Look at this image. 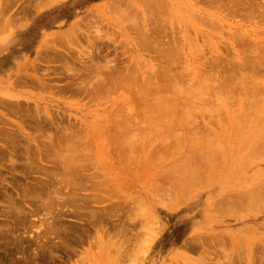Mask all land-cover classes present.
<instances>
[{"label": "rangeland", "instance_id": "obj_1", "mask_svg": "<svg viewBox=\"0 0 264 264\" xmlns=\"http://www.w3.org/2000/svg\"><path fill=\"white\" fill-rule=\"evenodd\" d=\"M1 1H3V4ZM1 1H0V5H1L0 9H2V5H4L6 0H1ZM12 1L16 2V0H7V3H9V2H11V3L10 4L6 3L7 5L6 4L4 5L5 9L3 6V9L6 12H7L6 9L10 8V10L8 9L7 13L4 11H3L4 13L2 11H0V32H1L0 33V92H1L0 96H3V94H4V97L10 96L9 98H11L12 100L24 101V102H26L25 104L29 103V105H32V107L37 106L39 109L42 108L43 109V110L41 109L42 111H44L45 109L49 110L50 112H52L53 114L55 113L59 117H62V116H60L62 114L63 117L65 118V121H64V118H62V120H63L61 122L62 124L65 122L66 125H71L74 129L73 132H76L75 128L77 127V131L79 132L78 134H80V135L77 136L76 135L77 132H76L75 136H76V138L79 137L80 142H79V140H77L78 138L76 140L79 142V144L81 143V145H82L81 149L85 150L86 146H87L86 149H88L86 151L83 150L84 152H80L79 150L78 151L80 152L81 155L82 154L84 155V153H86V155H84V156H87V151H88V156L85 159H87V161H86V162H88L87 164H90L89 168L90 167H91V169L93 168L92 170H90V173L93 172V174H95L97 176L96 181L102 182V185L99 188V189H101V188L102 189H101V191L100 190H98V191L104 195L105 201L102 202L101 204H96V205H94L95 207L94 206L93 207L94 208H98V207L102 208V206H106L108 209L113 208V210L109 209V211L114 213V214H111V212H110V214L112 215V218L110 217L111 215H109V219H110L109 225H111V223H112V224H114L113 226H116L115 224H117V226H118L119 222L121 224H123L121 221L118 222V218H120L122 221L127 220L125 218L124 214L126 215V212H127L126 210L129 209V207H130V206L128 207L129 204L130 205L131 204L133 205V203L135 204L133 199L135 196L137 198V195L139 196V201L138 200L136 201V199H135V201H136V203L137 202L141 203V204L140 203L137 204L138 206L135 204L133 207V209L134 208L136 209L137 213L140 211V213H138L139 216L137 217V215H136L137 219L141 220L140 218H145V215L150 210L151 215L156 216V218H158L160 220V223L162 225V231H161L159 237L157 238V240L154 242V244L150 248L146 257L143 259L141 264H188V263H191V264H200V263L201 264H207L209 262L208 261L209 259H206L207 260V262H206V260L198 257L199 253L197 255V252H195V250L191 251L193 249V248H191V246L194 247L193 243L189 244L190 246H188V247H187V245H185L186 244L185 240L187 241L188 239H190L192 236H195V235L197 238V237H199V235H202V234H204V235H203V238H201V239H204V236L206 237L208 235H210V236L216 235V236H222L223 238L224 237L227 238V240L226 239L225 240H226V245L229 249L228 256H229V259H231V260L233 259L232 262H234V264H264L263 263L264 262V260H263L264 259L263 258L264 257V208L259 210V208L255 207L256 209H255V211H253L254 208L252 207L253 210L251 211V207L247 208V206H246V207H243V208H245L244 210H242V208H241L240 212H236V211L232 212V211H226V208H228L227 206L225 208L226 204L225 205L222 204L223 208H221L222 207L221 204L219 205L218 203H215L222 196H226V195L229 196L233 193L235 194V192L238 190L239 191L241 190L242 192H245V190H246V192H247V190L249 189L251 191V189L253 187L258 185V182L260 180H263V178H264V156H260V159L258 158V160L256 158V160L258 162H256L254 164V166L253 165L251 166V165H249L250 163H248L245 166L246 168L245 167L242 168L241 166L245 165L246 161H248L247 158H244V159H246V161L241 160L240 162L235 163V160L237 159L236 158L231 163H228V164H230L229 168H224L222 163L225 159L219 165L218 162H220L221 159H223V158H221L222 156H220L221 159H218L220 154H218L217 156L214 155L215 157H218V158L215 159L214 165L212 164L214 167H212V169L209 170L211 172H209L208 170H203L204 169L203 167L204 166L206 167L205 162H204V158L201 159L200 157H198V155L196 153L194 154V155H197L195 158H194L193 154L191 155V153H192L191 150H194V149L197 150L196 148H198L199 150L201 149L200 146L198 145V143H200V141L203 142V146H205V148L209 147V145L211 144V141L212 142L214 141L213 143H215V145L217 144L219 146H221V145L223 146L225 143V144L231 145V147L234 148L235 145L237 147L238 141L241 140L239 142L240 143L239 145L242 146L243 144H241L242 143L241 138H243V137L242 136L240 137V135H243V133H244L243 129H245L244 127H246L248 125V123H250L251 127L247 126V131H249V129L253 130V129H256L263 122V120L258 121V119H257L258 118V111H259L258 107H255L254 110H252L253 107L249 106L250 99L247 96H246L247 97V99H246V97L244 98L243 95L242 96L238 95V97L237 96L235 97L233 95V98L235 97L237 100V101L235 100V102H233V104H235V105L229 104L231 102L230 101L231 100L230 98L232 96L231 94H229V95H231L229 98L225 95L223 97H221L222 93H220L218 95H216V93H214L215 96L213 99L212 98L213 97L212 90L210 89V87L208 85L210 83L204 82L203 80H201V76H202L201 74L202 73L199 72L202 69H204V72H206V71L208 72L210 69L208 67V64L210 62H212L211 61L212 59H215L214 57H216L222 63L220 65L221 67L225 68V67H228V65H230V67H231V63H235V61H237L234 51H237L238 53L240 51H242V52L245 51L247 55H250V57L252 55L256 54L259 56V58L260 57L263 58L262 60L264 61V21H263L264 17L261 16L260 19H258L260 14H262L264 16V14H263L264 12L261 13V11H263V10H261V9H263L262 3L260 5L261 7L259 8L257 5H255L257 0H253L255 2V4H254V2L249 3L252 0H250V1L245 0L248 5L251 4V6H253V7L255 5L259 8V10H261V11H259L260 13L256 11L257 12V14H256L255 10H254V9H256V7H254V9H252V7L249 6L248 7L249 9H248L247 4H245V2H244V5L246 6V9L244 8L245 6H243V8H242V6H240L243 4L244 0H240V1L238 0V2H239L238 7L239 6L240 7L238 8L239 10L236 12H235L236 9H234L235 6H233V7L231 6L233 4L232 2H234L235 0L234 1L233 0L232 1L231 0H226V1L222 0V2H225L226 5L224 3H221V2H219V4L217 3L218 4L217 5L216 0H214L215 2L213 1L215 4H212V5L208 4L207 0H206L207 3L206 2L202 3L203 0H201V2H199L200 0L199 1L198 0H159L160 2L158 3V5H156L157 2L154 0H149V2H148V0H145L147 2V3L145 2V5H147L146 7L143 4L144 0L142 3L140 2L141 0L140 1L138 0L139 4H138V2H136V0H132L131 1L132 6H130V8H127L128 4L122 5V4H124L125 0H53V1L49 0L50 2L48 0H46V1L43 0L45 2H43L42 0L41 1L40 0H31V1L29 0L31 3L27 0H19L16 3L15 2L12 3ZM22 1L23 2L25 1L24 5L25 6L27 5L30 8H28V7L22 8L21 7L23 5ZM161 1H162V4H161ZM258 1H257V3L259 5L260 3ZM119 2H121L122 4ZM240 2H242V3L240 4ZM260 2L264 3V0H260ZM35 3H39V4H37V6H36ZM40 3H42V4H40ZM43 3H44V5H45V3H47V6L45 5V6H43L44 8L41 9L40 7H41V5H43ZM228 3H229V5H228ZM252 3L254 5H252ZM11 4H14V5L9 6ZM109 4H111V5H109ZM142 4L144 7L141 6ZM160 4H161V6H159ZM220 4L223 6H221ZM33 5H35L36 7H38V5H40L39 8H36L38 10L40 9L39 11H37V13L35 11L36 9L34 10L35 7L33 8L34 11L31 9V7H33ZM227 5L232 7V9H234L233 13L231 12L232 10L231 11L228 10ZM6 6L7 7L9 6V7L7 8ZM113 7L116 10L118 9L119 11H122V9H124V12L127 13V14L125 13L126 15H128V11H132V12H129V15H128L129 17L128 16L126 17V16H123L118 10L115 11V9ZM241 8L243 10L245 9L246 13H250V15L249 14L246 15V13L243 11L245 14L244 15L243 12L240 11ZM258 8H257V10H258ZM30 9L33 12H31ZM127 9H129V10L127 11ZM249 10L252 11L254 14L252 15L251 12H249ZM27 11H30L31 13L35 12L36 14L31 15V13H29ZM237 12L239 13V15L234 14ZM130 13H132V14H130ZM14 14H16V16ZM195 14H197L200 17V19H198L196 16L194 17L193 15H195ZM255 15H258L257 18ZM17 16H19V17H17ZM203 17L206 19H204ZM81 19H83V21H85V22H82ZM26 21H27V23H25ZM6 22H8L7 23L8 26L6 25ZM78 22L81 23V26H82L81 31H80V25H79L80 23H78ZM166 22L167 23L169 22V24H166ZM75 24H77V27H75V28L78 29V31H80V33L74 29L77 33H79V35L77 34V39L71 40V42L73 45L74 43L76 44V42L79 43V41H80V44H81V46H83V49H84V52L82 53L83 55L81 54V56H79L77 54L76 50L74 49L75 44L71 47L70 45H68V42H65L66 47L68 46L69 48H71V50L68 47L67 48L69 50L67 48H65V45L63 46L64 41L58 42V45L56 44L57 42L55 43V45H53L54 43L47 45L48 42H47V44H45V39H47V41H48L51 38H53L52 36L57 34L59 31L62 32V31H65V29H67V30L71 29ZM159 25L161 27H159ZM163 25H164V28H163ZM167 25H169V26H167ZM155 26H156V29L159 27L158 28L159 30L157 29V31L161 30L163 33H166V34L167 33L170 34V32H171L170 36H171L172 40H171L169 35H165L166 37L163 38L164 40L162 39V37H164V36L161 37V39L163 41L162 44H163L164 41H166L167 36H168V39H170L171 41L168 39L167 40L170 42L173 41V44L170 42L169 43H170V45L172 44L171 45V46H173L172 49H174L176 52L175 53L174 50L172 51L175 53L174 56H172L174 58H173L172 62H169V65H171V63H172L171 67L173 69L172 68L170 69L169 68L170 66L168 68L170 70H172V72L175 71L174 73H178V72H176V70L177 71L182 70L181 73L183 71H184L183 73L187 72L186 74L188 76V79L191 80V83L193 81L195 82V83L193 82V84H194L193 87L188 88L189 90L191 89V91H193V93L191 92L193 95V98H191V99L192 100L196 99V98H194V97H196L194 94V91L196 89L195 86L196 87L200 86L199 90H201L200 89L201 87H203L202 89H204L205 97H204V95L201 97L200 94L198 93L200 97H199V99L197 98V100H196L197 101L196 105L199 107L198 109H200L199 110L200 113H198V109H196V108L193 109V111H196L195 113L193 111H191L196 115L195 118L198 116L196 118V120L198 121V124L195 122L196 123L195 125L201 126V129L198 131L199 135L197 136V138L199 137V142L197 141V138H195L196 139V141H195L194 137H196V136H193L192 134H189L190 136L188 135V138L190 140H192L191 143H190V141H188L189 139L186 137V133L188 134L190 132L189 127L194 126V124L192 122L190 123V121H192L191 120L192 118L187 119V117H188L187 114L186 115L183 114L182 111L185 108L182 109V111L179 108L178 109L179 112H177L178 114H171L170 117H173L171 119H173L174 121L179 120L181 122V128L182 129H177V130L173 131L168 137H166L167 140H163L162 138L157 140V137H155L156 140H153V142H151L150 145L146 144V147H144V151H145V153L149 154L148 156H146V154L140 155L139 157H129L128 155L127 156L122 155V153H121L122 150L123 151L126 150V153H128V151L126 149L128 145L126 146V144H125L122 146H117L115 144L110 143L108 141L109 139H107L109 137L110 132L106 131L107 128H105L106 125H108L109 123L112 122V118H114L115 115L112 118L109 116L112 112L114 113L116 110H118V109H116L117 104H119L121 101L123 102V100L125 102L131 101V103H129V105L126 106L125 110L127 113L134 114V116L136 115L135 121H136V123L140 124L139 127H142V128H144V127L146 128L147 125L148 126L150 125L149 123L146 122V119H148L149 117H152V115L150 113H146L145 110H141L142 106L137 102V100H134V98L132 96V92L128 91L126 89H123L121 93H117V92L116 93H114V92L113 93H106V92L104 93V92H102L99 94V96H97L98 94H96V95L91 94L92 97L90 95H88V97H87V94L85 95V93H83L84 95L82 93L76 94L77 92H76L75 88H73V85H68V83H66V82H68V81L72 82L73 81L72 83H75L74 80H76V77L78 78V76H76V75H75L76 77L73 76L74 75V73H73L70 76H73L74 78L69 76L68 78L70 80H68L67 76L69 73L68 72L65 73L66 70L62 67V63H64V62H62L61 60H59V61L57 60L58 62L54 61V62H50V63L42 62L41 64H39L40 67L42 66L40 72H39V69L36 71L37 73L36 72L34 73L32 70H31L32 71L31 72L29 70L30 72L28 71V73L26 74V75H31L33 77H40V78L43 77V79H48L49 84H51V88L55 87V89L54 88L52 90L41 89V88H38V86L32 87L31 85H28V84L27 85L29 87H27V85H25L23 87L24 84L21 86V83H19V82H17L19 84H16V85L14 84L16 79H18V76H20V74H21L19 72L20 65L24 62L25 63L26 62L32 63L34 58H35L37 50L41 49L40 46H42L43 44H45L47 46H51V45L57 46L58 49L60 50V52H62V54L63 53L68 54L69 55V57H68L69 61L66 63L68 64L69 62H71L72 66L74 63L75 64L74 68H76V69H77V67H78V69L82 68V62L84 63L83 69H85V67H86L85 64H88V65L92 64L93 65L92 62L90 63L91 60L90 61L88 60V59H90L88 57V54L90 51L92 52V50H93L91 47L92 43L94 46L95 42L98 41L99 38H97V36H99L101 38V39H99V43L98 44L96 43V45H98V48L100 51V54H98V55H102V56H97L98 58L95 57V59H97V60H94L95 62H98V63L100 62L103 64V62H105V59L101 58V57H103V56L107 57L109 55L107 57V61L108 62L110 61V63L112 62L111 66H114L115 64H117V65H115L117 67L119 65L121 70H123V73L124 74L128 73L131 78L138 79V80L144 79V77L146 79L150 78L149 76L150 75L152 76L154 74V72L156 71V69L160 68V67H158V64H159V61L161 63V60L158 59L156 61L155 60L156 57L153 58V56H156V54L153 51H151L149 54V51L147 52L143 49L145 46L141 47L142 44H140V43H142L145 40L142 38L143 33H139V32L143 28L145 30L144 32L148 33L149 36H152L153 34L155 35L157 33L156 29L153 30V28H155ZM165 26H167V27H165ZM136 27L137 28L140 27V28L137 29ZM151 28L154 32L156 31V33H152V30H149ZM166 28L167 29L169 28L170 32ZM133 29H135V30H133ZM143 29H142V32H143ZM137 30H138V32H137ZM161 31L159 33L160 35L162 34ZM144 35H145V33H144ZM4 37H6V38H4ZM140 37L143 39V41L141 40ZM86 38L88 40L91 39V41H88ZM96 38H97V41H95ZM174 38L177 39L176 42L180 47L176 46L177 44L175 43ZM30 42H33V45ZM59 43H60V45L62 44L61 46L63 48L59 45ZM165 44L169 45L166 42H165ZM242 44H244L246 50H243ZM76 45H78V44H76ZM143 45H144V42H143ZM174 46H175V48H174ZM181 46L183 48H181ZM79 47H80V45H79ZM177 47L180 49H178ZM77 48H78V46H77ZM73 56L76 58V61H75V58ZM78 56L80 58H82L83 60L80 59ZM78 58L80 59L79 61H81V63L79 61H77ZM165 60H167V59H165ZM113 61H115V62H113ZM162 61L165 65L163 67V64H161V67L166 68L168 66V63H166L164 61V59H162ZM87 62H89V63H87ZM220 62H216L215 64H220ZM113 63H115V64H113ZM203 64L205 66L207 65V67L205 68L203 66ZM60 65L62 68L60 67ZM69 65H70V63H69ZM88 65H87V67H88ZM199 65H200V68L198 67ZM47 66H49V67H47ZM156 67H158V68H156ZM42 68H43V70H42ZM56 68L60 69L61 72L59 71V74H58V69H56ZM47 69H48V71L51 70L50 73L47 72ZM54 69L57 70L56 73H54ZM62 71H63V73H65L67 75H64L62 73ZM84 72H86V71H84ZM84 72H81V73H82V75L86 76ZM158 72H160V71H158ZM155 73H157V71ZM181 73H179V74H181ZM62 74L64 76V79H65V77L67 79L64 80L62 77ZM198 74H200V75H198ZM82 75L80 77L82 80L85 79L86 77H89V78L91 77V76H86L84 78V76H82ZM154 75H156V74H154ZM26 78H28V77L26 76ZM51 79L53 82L51 81ZM53 79L54 80L57 79L58 82L56 80L54 82ZM71 79H74V80H71ZM185 79H186V77H185ZM188 79H186V80H188ZM60 80H61V82H60ZM71 82L69 84H72ZM188 82H189V80H188ZM52 84L54 86H52ZM55 84H57L58 87H60V86L61 87L58 88ZM64 85L66 87H63ZM67 86H69V88ZM65 88H67L69 91H67V89H65ZM192 88H195V89H192ZM63 89L65 90V92H63ZM185 89H186V91H188L187 87H184V90ZM72 90H75V93ZM245 90H247V89L245 88ZM70 91H72V92L70 93ZM199 92L201 93V91H199ZM206 92L208 93L207 96H206ZM8 94H9V96H8ZM184 94H186V93H184ZM184 94H182V96L180 95V97H185L183 99L184 102H186L185 100H187L186 98L188 96H189L188 101L191 100L190 99V95H191L190 93H188V96H186V95L183 96ZM251 95L248 94V96H251ZM203 97H204V99H206L207 97L211 98V99L207 98L206 99L207 102L203 99V102L205 101V103H206V104H204L205 105L204 109L201 108V107H203V104H202V106H201V104H199L201 101L200 98H203ZM217 97H218V99H220L221 102L217 99ZM242 97L244 98V101L246 102L247 105L245 104L246 106H242V108H241V107H239V103H240L239 99ZM228 99H230L229 103H228ZM252 100H253V98H252ZM194 101L191 102V105H193L192 103ZM184 102L182 103V101H181L180 102L181 105H185ZM254 102H255V98L251 102L255 106ZM201 103H202V101H201ZM187 105L189 106L190 104L187 103ZM187 105H185V107ZM35 107H33V109ZM189 107L191 109L193 106L192 107L189 106ZM189 107H186L184 112H186V110H188ZM245 108L246 109L251 108V110H249V111L250 112L252 111V112L246 113V111H248V110H245ZM255 109H257V111ZM0 110L4 111L3 109H0ZM230 110H231V112H230ZM239 111H240V114H239ZM229 112L231 113V115ZM242 112H244L245 115L247 114L246 116H249V113L251 115L253 114L252 116L250 115L251 118L253 117L252 122L249 121V120H251V118L250 119L247 118L248 119L247 120L246 117L243 116ZM193 113H191V114H193ZM203 113H204V115H203ZM237 113H238L237 120H238V122L240 121L239 123L238 122L235 123ZM64 115H66V116H64ZM125 116L127 117V114H125ZM189 116H190V114H189ZM178 117H180V118H178ZM11 118L14 120H17L13 116H11ZM193 118H194V115H193ZM230 118L232 120H230ZM241 118L242 119L245 118V122ZM110 120H111V122H110ZM165 120H168V119H165ZM70 121L72 122V124L70 123ZM162 121H164V120L162 119ZM193 121H195V120L193 119ZM232 121L233 122L235 121V122L232 124ZM159 122H161V120ZM159 122H157V123H159ZM199 122H201V123H199ZM243 122L247 123V124L244 125ZM157 123H156V125H157ZM240 123H241V125H240L241 130L238 131L237 125L235 126L234 124L239 125ZM166 124L167 123H163L164 126ZM250 124H249V126H250ZM1 126H2V124H0V127ZM110 126H111V124H110ZM207 127H209V128H207ZM240 127H239V129H240ZM108 128H110V127H108ZM234 129H235V131H234ZM104 130H105V134H104ZM107 132H108V134H107ZM249 132H247V133L249 134ZM165 134H166V132H165ZM248 134H246L247 135V137H245L246 140H247L248 136L250 135V134L249 135ZM191 135L193 136L192 139H191ZM200 135H202V136H200ZM151 136L152 135H150V137ZM250 136H249V139L253 140V139H251ZM200 137H202V138H200ZM238 137H240V139H238ZM205 139H208L211 141H207ZM249 139L247 141L248 143H249ZM193 140H194V142H193ZM246 140L244 139L243 143ZM72 141H73L72 143H74V139H72ZM77 141H75V142H77ZM208 142L210 144H208ZM261 142L263 143L262 140H261ZM193 143H195V144H193ZM188 145H190V146L192 145L195 148H189L190 146H188ZM211 145H214V144H211ZM239 145H238V147H239ZM83 146H85V147L83 148ZM241 146H240V148H241ZM243 146H245V145H243ZM243 146H242V149H243ZM201 147H202V143H201ZM62 148L64 149V153H62V154H64V155H62L63 161H65L64 156H65L66 160H67L66 157L68 156L67 154H65V151H66V153H70V152L76 153L75 148H73V150L72 149L69 150L67 147H62ZM188 149H190V151H188ZM135 150H137L139 152L141 150V144H139V143L136 144ZM199 150L197 151V153H200ZM263 150H264V148H263ZM78 151L76 154H79ZM186 151H187V153L191 152L189 155L193 156V158H188V156L185 155ZM257 152L259 154H261V152H259V149ZM261 155H263V154H261ZM84 156H83V158H81L82 160L80 159V161H85ZM141 156H142V158H141ZM197 157H198V159H197ZM78 160H79V158H78ZM251 160L252 159L250 157V161ZM242 161L244 163L241 164ZM250 161H248V162H250ZM216 162H217V164H216ZM49 164L50 163H45L44 165L50 166ZM197 164L199 166H200V164L202 165L200 168V171H202V170L207 171V172H204L206 174L211 173V174H208V176L212 175V177L215 180L216 185H213L210 188H204V189L200 188V190H196L195 193L192 195V197L189 200H187L184 203V205H182L179 209H176L175 211H172V212L166 211V210H164V208L159 206L161 204H159L157 202H160V203L164 202L165 205H168V204L171 205V202L174 200V198H171V196H170L171 192H169L170 193L169 195L166 194L167 188H166V190H164L161 187V189L164 190L165 193H163L164 191L162 192V190L159 191L158 193L156 191V193L157 194L163 193L165 196L163 194H161L163 196L159 195V197L163 198L162 201L159 197H157V195L155 196L156 198L154 199V196L151 193L152 191L150 190L151 189L150 187H151L152 183H153V185L157 184V182H156L157 179L155 178V175H153V174H157V175L159 174L160 175L163 173V171L166 172L165 170L168 171L171 168V170L174 169L176 171V175L182 176V178L183 177L186 178V177H188V175H186V174L189 171L190 166H194ZM251 164H252V161H251ZM216 167L222 168L220 170H223L222 171L223 173L219 172V171H218V173H214L215 172L214 168H216ZM206 169H208V167H206ZM213 169H214V171H212ZM0 170L3 171L4 174H6V177H7L8 172H10V173L12 172L13 174H16L17 176L18 175L22 176V171H20V169H17L16 171H12L11 169H8L4 166L3 167L0 166ZM217 170H219V168ZM39 173H42V172H38L35 175H38ZM149 175H150V177H149ZM153 176L156 180L152 179ZM9 178H11V177H9ZM9 178H8L9 181H5L6 184L10 183ZM148 178H149L150 183H149V181H145L146 183L143 182L144 179L148 180ZM138 179H139V181H137ZM151 179L153 180V182ZM11 180H12V178H11ZM158 184H160L159 187L161 186V184L162 185L165 184V185H163V187L164 186L166 187V183L161 182V180L160 181L158 180ZM139 187L141 188V190ZM154 187L155 186H153L152 189ZM159 187H157V188H159ZM256 187H258V186H256ZM186 189L185 188L183 189V190H185V191H183V193L186 192ZM257 189L260 193L259 188H257ZM153 191L155 192V189ZM250 191H249V193H250ZM253 192L255 194L257 193V196H261L257 192V190L253 191ZM140 197L144 201L143 206H142L143 201L142 202L140 201ZM164 197H165V199H164ZM46 198L47 197H45L44 199H46ZM164 200L166 201V203ZM155 201H157V202H155ZM145 204L147 205V207H145ZM114 205H115V207H114ZM123 205H127V206L123 207V209H122ZM213 206H215L217 208H215ZM249 206H251V205H249ZM68 207L70 208V210L67 209V211H70V214L67 212V214L70 215V216L68 215V217L71 218V221H72L71 223H73V221H74V224H75V222H78V219H76L77 217L74 218V215H72V217H71V214H72L71 211L74 210V208L71 209V207H73V206H68ZM68 207H66V208H68ZM139 207H140V210L138 211ZM144 207L148 208V209L147 210L143 209L142 211L144 213L141 214V208H144ZM55 208L57 209L58 207H54L53 209L51 208V211L57 212ZM115 208L118 210L117 212L115 211L116 210ZM214 208L216 211L213 210ZM220 208L222 210H225V211H222V210L219 211ZM47 209L49 210L50 208L46 207V209H45L46 211L44 209H40L39 214H41V215L40 216L38 215L37 218L36 217H34V219L32 218L33 219L32 221L34 222L33 224L36 225L37 228H38V226H40L42 224L41 222H39L40 217L41 216L45 217L43 215L44 212H46L44 214L48 213ZM59 209H60V207H59ZM41 210H44V211H41ZM131 210H132V207H131L130 211ZM130 211L128 210V213H130ZM41 212H43V213H41ZM115 212L117 213V216L119 214L118 218H116ZM121 212L123 215L121 214ZM131 212L133 213L135 211L132 210ZM136 212H135V214H137ZM114 215H115V218L117 220L113 217ZM46 217H49V215H46ZM50 217H51V215H50ZM66 217H63L64 218L63 222L70 224V218H68V217L66 218ZM122 217H123V219H122ZM36 219H38V220H36ZM111 219H113L112 222H110ZM0 220H5V219L0 218ZM41 220H43V218L40 219V221ZM142 220H144V219H142ZM68 221H69V223H68ZM37 222H39V223H37ZM125 222H127V221H125ZM35 223H37V224H35ZM38 224H40V225H38ZM121 224L119 226H121ZM36 226H34V228L29 227L31 230L29 236L32 235V236H30L31 238H33V236H35V234L36 235L37 234L42 235V233H38V231L40 232L44 228L43 229H40V228L37 229ZM117 226L115 228L118 229L119 226L118 227ZM40 227H42V226H40ZM43 227H44V225H43ZM34 229H35V231H34ZM111 229H112V227H111ZM111 229H109L111 232L109 235L112 237V239L114 236H116L113 239L114 241L111 239L112 244H113V242H118L120 238H122V240L127 239V241L125 240L126 241L125 243L122 242V240H120L121 243H124L125 245L127 242L133 240L132 235L134 232H132V234L129 233V235L124 234L125 237H123V234L121 235V232L118 231L119 233H116V234L117 235L120 234L119 236H122V237H118L117 235H115V232H114L115 229L113 228V232H114L113 234H112ZM36 230H37V232H36ZM140 230H141V228H140ZM115 231L117 232V230H115ZM91 232H92V234H91L92 236L89 235L88 237H90L92 239L93 235H95L97 238V239H94L96 241V245L94 242L92 243V240H88L90 238H86L85 242L83 244H81L80 247L75 251L77 253H75V254L73 253L70 256L71 258H67V257L63 256L64 262L62 261V259H60L61 256L63 255V253H61L60 251H57L56 254L55 253L53 254V256L55 258L54 259L52 254H50L49 252H47V251L43 252L44 253V255H43V253L41 252L42 249H39L40 247L35 248L36 245H40V244L42 245L43 243H46V242L49 245L51 243H53L52 242V241H54L52 239L53 236L49 237V240L51 243H49V240L47 239V237H46L47 241H45V238L42 239V237H40L42 240L39 238L40 240L37 239L36 241L37 242H39V241L43 242L44 241L43 243L41 242V243L37 244V242H36L35 245L29 246V244H27V241H26V243H23L22 245L24 246L25 251H28V253H29L30 249H31V252L33 251V246H34V249H36V250H34L35 251L34 253L39 254V255H43L41 257L40 256L38 257V255H37V257L39 258V262H41L42 261L41 258H43L44 260L42 263H44V264H52V263L53 264H96V263H99L101 261L100 259H102L104 252L108 253L110 251V249L108 247H110L111 245L110 246H108L109 244L104 245V243L102 245V243H100V241H102V240H99L101 238V234H97L95 230H92ZM143 234L146 235L147 233H144V230L142 229L141 233L140 234L138 233V235L139 236L141 235L144 237ZM109 235H108V237H110ZM138 235H137L138 238L134 237L135 238L134 240L138 239V241L136 240L135 243L136 242L140 243L139 244V245H141L140 247L137 245V243H136V245H137L136 248H135V244H134V246L132 245V242L134 243V240L132 242H130L131 245L127 243L128 245H130V247L126 245L128 248H131V246H133L134 248H132V249H139V251L136 250V252H133L134 256L137 255L135 253L141 252L140 248L144 245V242H145L143 240L144 239L147 240V238H143L141 236L139 237ZM126 236H128V238H126ZM210 236L207 237V239L211 238ZM145 237H147V236H145ZM115 238H117L118 241H116ZM139 238H141V241H143L142 243L139 241ZM54 239H55L54 243H56V241H58V240H57V238H54ZM106 239H108V238H106ZM128 239H129V241H128ZM87 241H89V242L87 243ZM120 241H119V243H120ZM247 241H249L255 245L256 250H258L259 253H261L260 255L263 254L262 256H260V260H259V258L256 259V257L259 255V254H256L255 261L256 260L257 261L256 262L254 261V263H252L251 260H249L247 258L249 255L250 256L253 255L252 254V246L249 247L248 245H246V243H249ZM3 243L2 244L0 243V251H1L0 256H3L6 254L7 251H4V250H8L4 245L5 243L4 244ZM90 243L93 244V247H91ZM119 243H118V246H116L117 243L113 246H115V248H118L122 245L121 243H120L121 245ZM25 244H27V245H25ZM1 245L2 246L4 245L3 247H5V248L3 249V247ZM7 245H9V244H7ZM125 245H122L121 247L122 248L126 247ZM183 245H185L186 247L184 246V248H183L182 247ZM239 246H241V247H239ZM8 247L11 249L10 246H8ZM102 247H103V249H102ZM127 247H126V250L128 249ZM112 248L113 247L111 246L110 253H112ZM186 248H188V249H186ZM37 249H39V250H37ZM198 249H200V247ZM123 250H125V248H123ZM187 250H190V251H187ZM215 250L218 251L219 247L215 246V247H212L210 249V253L215 254V255L210 256L212 258V260L209 263H211V264H216V263L219 264L221 262V261L217 262V260L219 261V259H216L214 257V256H216ZM239 250H240V252H239ZM242 250H246V251H250V252H249V254L246 253L245 251H243L241 253ZM39 251H40V253H39ZM114 251L116 252L115 249L113 250V252ZM132 251H135V250H132ZM4 252H5V254H4ZM115 252H114V254H115ZM128 252H129V249L125 253L128 254ZM45 253H47V254H45ZM58 253L61 255L59 256ZM125 253H123V254H125ZM129 253L131 254V252H129ZM133 253L131 255L128 254L130 256L128 258V260L131 258V261H132ZM19 254H20V256H19ZM19 254L17 255V253H16L15 256L21 257L22 252H19ZM29 254H31V253H29ZM48 254H50V255H48ZM138 254H140V253H138ZM55 255H58L59 257H56ZM138 256L141 257V255H138ZM46 257H48L49 259L50 258H53V259L51 261V260H48V258H46ZM57 258H58V260H57ZM124 258H126V256ZM124 258L121 259V261L123 262L122 264H124V261H126L125 264L127 263V259L124 260ZM134 259L136 260V258H134ZM46 260L51 261V262L47 263L48 261H46ZM55 260L58 262L55 263L56 262ZM166 260H171V261H169L171 263H167ZM60 261H62L63 263ZM225 261L226 260H224V262H223L224 264H225ZM228 261L229 260L226 261V264H229ZM128 262H130V261H128ZM36 263H38V262H36ZM128 264H131V262Z\"/></svg>", "mask_w": 264, "mask_h": 264}, {"label": "bare ground", "instance_id": "obj_2", "mask_svg": "<svg viewBox=\"0 0 264 264\" xmlns=\"http://www.w3.org/2000/svg\"><path fill=\"white\" fill-rule=\"evenodd\" d=\"M17 1H19V0H16V2ZM27 1H29V0H27ZM45 1H43V2H45ZM131 1L132 0H125L124 4H122L121 2H119V3H121L122 5L128 4L127 8H130V6H132ZM139 1L136 0V2H138V4H139ZM154 1L157 2L156 5H158V3L160 2L159 0H154ZM207 1H208V4H210V5L215 4L214 0H207ZM216 1H217L216 4L217 3L219 4V2L225 4V2H222V0H216ZM246 1H248V0H246ZM246 1L244 0L243 4L240 5V6H242V8H243V6H245L244 2H245V4H247ZM257 1H256V4L253 0L250 1L249 3L254 2V4L257 5L259 8L261 7L260 5L262 3L263 9H261V10H263V11L259 10V8L257 6H255L253 3H252V5H254V7H256V9H254V7L251 6V4L250 5L247 4V8L249 6L252 7V9L255 10L256 14L259 11H261V13H263L264 12V3L260 2V0H259L258 2L260 4L258 5ZM1 2L3 4V1H1ZM14 2L12 1V3H14ZM140 2L142 3L143 0H141ZM145 2L146 1L144 0V2H143L144 5H145ZM148 2H149V0H148ZM199 2H201V0ZM204 2H206V0L202 1V3H204ZM6 3H7V0L5 1L4 5ZM10 3L11 2H9L7 4H10ZM229 3H228V5H229ZM232 3L233 4L231 6L236 7V8L234 7V9H236L235 12L238 11L239 10L238 8L240 7V6L238 7V3H239L238 0H235ZM241 3L242 2H240V4ZM22 4H23L21 6L22 8H26V7L30 8L29 6L24 5L25 1L24 2L22 1ZM35 4L37 6V4H39V3H35ZM40 4H42V3H40ZM143 4L141 5L142 7H144ZM161 4H162V1H161ZM161 4L159 6H161ZM4 5H2V9H3ZM13 5L14 4H11L9 6H13ZM45 5L47 6V3H45ZM45 5H44V3H43V5H41V7H40V5H38V7L33 5V7H31V9L33 10L34 7H35L34 10L36 8H39V7L41 9H43L44 8L43 6H45ZM109 5H111V4H109ZM146 6L147 5H145V7ZM221 6H223V5H221ZM232 7L228 6V10H230V11L232 10L231 12L233 13L234 9H232ZM244 8L246 9V6ZM257 8H258V10H257ZM2 9H0V11L3 12L5 9V6H4V9L3 10ZM8 9L10 10V8H8ZM8 9H6L7 12H8ZM31 9H30V11H31ZM241 9H240V11H242V12L244 11L246 13L245 9L244 10L243 9L241 10ZM39 10L36 9L35 10L36 13ZM117 10L115 9V11H117ZM128 10L129 9H127V11ZM30 11H27V12H29V13L33 12V11L30 12ZM4 12H6V11H4ZM119 12L123 16L127 17L129 15V12H132V11H128V15H126L127 13L124 12V9H122V11H119ZM244 12H243V14H244ZM249 12H251L252 15L254 14L250 10H249ZM36 13L35 12L31 13V15L32 14L34 15ZM130 14H132V13H130ZM234 14L239 15L238 12L234 13ZM247 14L250 15V13H246V15ZM14 15L16 16V14H14ZM193 16L194 17L196 16L198 19H200V17L197 14H195ZM255 16L257 18L258 15H255ZM261 16L264 17L262 14H260L258 19H260ZM17 17H19V16H17ZM204 19H206V18H204ZM81 20H82V22H85V21H83V19H81ZM263 21H264V19H263ZM7 23L8 22H6V25L8 26ZM25 23H27V21ZM78 23H80V22H78ZM166 24H169V22L168 23L166 22ZM79 25H80V31H81V28H82L81 23ZM167 26H169V25H167ZM167 26H165V27H167ZM75 27H77V24H75L71 29H68V30L65 29V31H62V32L59 31L60 33L58 32L57 34L52 36L53 38H51V39L49 38L51 41L50 40L47 41V39H45V44H47V42H48L47 45H50L52 43H54L53 45H55V43L57 42L56 44L58 45V42L64 41L63 46L65 45V42H68V45H70L72 47L75 43L72 45L71 40H74V39L76 40L77 34L79 35V33H80V31H78V29H76ZM159 27H161V26L159 25ZM139 28H137V29H139ZM152 28L149 30H152ZM163 28H164V25H163ZM74 29L76 31H78L79 33H77ZM142 29L140 30L139 33H143L142 38L145 41H143V39L140 37L141 40L144 42V45H143V42L140 43V44H142L141 47L145 46L143 49L147 52L149 51V54L151 51H153L156 54V56H153V58L156 57L155 58L156 61L158 59L161 60V63L159 61L160 65L158 64V67H160L161 69L156 67V68H158V69H156L157 73H155L156 71L154 72V74H156V75H154V74H153L154 76L150 75L149 76L150 78L146 79L144 77V79H140V80L131 78L128 73L127 74L123 73V70H121L119 65L116 67L115 65H117V64L113 63L115 65L111 66L112 62L110 63V61L109 62L107 61V57L109 55L107 57L106 56L101 57V58L105 59L106 63L103 62L104 65L100 62L99 63L95 62L94 60H97V59H95V57L102 56V55H98V54H100V51H99L98 45H96V43L98 44L99 39H101V38L99 36H97V38H99V39H98V41H97V38L95 39V41H97V42H95L92 39L95 42V44L93 46V43H92L91 47L93 50H92V52L90 51L88 54V57L90 58L88 60L89 61L91 60L90 63L92 62L93 65L92 64L91 65L85 64V66L87 67V65H88V67L87 68L85 67V69H83L84 63L82 62V68L78 69V67H77V69H76V68H74L75 67L74 63H73V66L71 65V62H69L71 66L69 65V63L68 64L66 63L69 61V59H68L69 55L68 54H64V53L62 54V52H60V50L58 49L57 46H53V45L47 46V45L43 44L42 46H40L41 49L37 50L35 58H34L32 63H28V62L25 63L24 62L20 65L19 72L21 74H20V76H18V79H16L14 84L16 85V84L21 83V86L24 84L23 87L28 84V85H31L32 87L38 86V88H41V89H49V90H52L53 88L55 89V87L51 88V84H49L48 79H43V77L42 78L33 77L31 75H26V74L28 73L29 70L30 71L32 70L35 73L39 69V72H40L42 66L40 67L39 64H41L42 62L50 63V62H54L57 60L58 61L61 60L62 62H64V63H62V67L66 70L65 73H67V72L69 73L67 78L70 75H72L73 73H74L73 76H75V75L78 76V78L75 76L76 80L71 79V80H74L75 83H72L73 81L72 82L70 81L72 84H69L70 83L69 81L66 82V83H68V85H73V88H75V90L77 92L76 94L85 93V95L87 94V97H88V95H90L92 97L93 94H95V95L98 94L97 96H99V94L102 92H104V93L105 92L106 93H113V92L114 93H116V92L121 93L123 89L131 91L134 100H137V102L142 106V107L140 106L141 110H145L146 113H150L152 115V117H149L148 119H146V122L150 124L149 126L147 125L146 128L145 127L144 128L139 127L140 124L136 123V121H135L136 115L134 116V114L127 113L125 110L126 106L129 105V103H131V101L125 102L122 99L123 102L121 101L119 104H117L116 109H118V110L115 109L117 112L114 110L115 112L114 113L112 112L110 114L109 117H111V118L114 115L115 116H114V118H112V122L110 120L111 123L106 125L105 128L108 129V130L106 129V131L110 132L109 137L107 136L108 137L107 139H109L108 141L110 143L115 144L117 146H122L125 144H126V146L128 145L126 148L128 153H126V150L123 151L121 149L122 150L121 153L124 156L128 155L129 157H139L140 155H144V154H146V156H148L149 154L145 153V151H144V147H146V144L150 145L151 142H153V140H156L155 137H157V140L161 139V138L163 140H167L166 137H168L173 131H175L177 129H182L181 128V122L179 120L174 121L173 119H171L173 117H170L171 114H178L177 112H179L178 111L179 108L182 111V109H184V108L186 109V107H189V106L192 107L193 106L191 108L192 110L189 107L188 110H186V112H184L185 109L182 112L185 115L187 114V116H188L187 119L192 118L191 119L192 121H190V123L192 122L194 124V126L190 125L192 128L189 127L190 132L188 134L186 133V137L188 138V135L192 134L193 136H196V137H194V139H195L199 135L198 131L201 129V126L195 125L196 123L198 124V121L196 120V118L198 116L195 118L196 115L194 113L196 111H193V109L199 108L196 105L197 104L196 100H197V98L199 99L200 96L202 97L204 95V97H205L204 89H202L203 87H201L200 88L201 90H199L200 86H197V87L195 86L196 89L192 88V89H195V91H196V92L194 91V94L196 96L194 98H196V99H194L195 101L192 100L191 98H193V95H192L193 91H191V89L189 90L188 88H191L194 86V84H193L194 81L191 83V80L188 79V76L186 74L187 72L183 73L184 72L183 71L181 73L182 70L181 71L176 70V72H178V73H174L175 72L174 70H173L174 72H172V70H170L172 68L171 67L172 63H171V65H169V62L173 61L174 57H172V56H174V54L176 52L174 49H172L173 46H171L173 44V41L170 42L172 40V38L170 36L171 32L169 31L170 30L169 28L168 29L166 28V29L170 32V34L163 33L160 30L162 32V34L160 35L159 34L160 31H157L156 26H155V28H153V30L156 29L157 33H156V31L154 32L152 30V33H156L155 35L153 34L152 36H149L148 33L144 32L145 31L144 29L142 32ZM133 30H135V29H133ZM137 32H138V30H137ZM144 33H145V35H144ZM165 35H169L171 40L168 39V36H167V39L170 41H168L166 39V41H164V43H163L164 45H163L162 39L166 37ZM162 36H164V37H162ZM161 37H162V39H161ZM4 38H6V37H4ZM174 39H175V43L177 44V42H176L177 39L176 38H174ZM88 41H91V39H89ZM165 42L168 43L169 45L165 44ZM169 42L172 44L170 45ZM30 43H32V45H33V42H30ZM76 44H78V45H76ZM76 44L74 46V49L76 50L77 54L79 56H81V54L84 52L83 46H81L80 41H79V43L76 42ZM59 45H60V43H59ZM79 45H80V47H79ZM242 45L244 46V44H242ZM77 46H78V48H77ZM176 46H179V45L177 44ZM243 46H242L243 50H246L245 46L244 47ZM67 47L65 45V48H67ZM174 48H175V46H174ZM181 48H183V47L181 46ZM69 49L71 50V48H69ZM178 49H180V48H178ZM173 50L175 53L172 52ZM234 52H235V57H236L237 61H235V63H231V67H230V65H228L229 68L225 67L226 69L224 67H221L220 65L222 63L216 57H214L215 59H212L211 60L212 62H210L208 64V67L210 68L208 72L207 71L204 72V69H202V68H201L202 70L199 71L200 73H202L201 74L202 75L201 80H203L204 82L210 83L208 85H209L210 89L212 90V93H213L212 98L213 99L215 96L214 93H216V95L222 93L221 94L222 96L220 95L221 97H223L225 95L229 98L232 95L230 98L231 100L228 99V103L231 101L232 103L230 102L229 104H233V102H235V100H236L235 97L236 96L238 97V95H241V96L243 95L244 98L246 96L249 97V99H250L249 106L253 107L252 110H254L255 107H258L259 111H258V118L257 119H258V121L263 120V122L256 129L250 130L248 128L250 132L247 131V126L251 127L250 123H248V125L246 127H244L245 129H243V132L245 134L243 133L244 136L240 135V137L242 136L246 140V138H245V137H247L246 134H248L247 132H249V134L251 136L249 134L248 135L253 140H250L249 136H248L247 140L245 141L246 143L245 142L243 143L244 139L241 138L242 139L241 144L245 145V146L242 145L243 149H242V146L239 145L240 144L239 142L241 140H239V141L237 140L239 147H238V145H237V147L235 145L234 148H232L231 145H228L225 143L223 146L222 145L219 146L217 144L215 145V143H213L214 141L212 142L211 140H208V139H205V140L211 141V144H214V145H211L208 142V144H210V145H209V147L205 148V146H203V142L200 141V143H198V145L200 146L201 149L199 150L198 148H196L197 150H195V149L191 150L192 153L191 152L190 153H191V155L192 154L194 155L196 153L198 155V157H200L201 159L204 158L205 165H206V167H208V169H206V167L204 166L203 170L209 171L212 169V167H214L213 165L215 163V159L218 158V157H215L214 155L217 156L218 154H220L218 159L223 158V159H221L220 162H218L219 160L217 159L218 160L217 162L219 163V165L225 159L222 163L224 168H229L230 164H228V163H231L236 158L237 159L235 160V163L240 162L241 160L246 161V159H244V158H247V160L250 161V157L252 159L251 160L252 164H251V161L250 162L246 161L245 165H242L241 167L242 168L245 167L248 163H250L249 165L254 166V164L256 162H258L257 161L258 158L260 159V156H264V152H263L264 151L263 150V148H264L263 147L264 146V140H263L264 139V124H263L264 123V61L262 60L263 58H261V57L259 58V56L256 54H254L255 56L252 55L250 57V55H247L245 51H243V52L240 51L241 52V53L239 52L240 54L237 51H234ZM79 58L77 61L82 59V58H80V59ZM162 59H164V61L166 63H168V66L167 67L165 66L166 68H163L165 64L163 63ZM165 59H167V60H165ZM75 61H76V58H75ZM79 62L81 63V61H79ZM113 62H115V61H113ZM216 62H220V64H215ZM87 63H89V62H87ZM161 64H163V67H161ZM203 66L205 68L207 67V65L205 66L204 64H203ZM47 67H49V66H47ZM60 67H61V65H60ZM198 67L200 68V65ZM56 69H58V68H56ZM56 69H54V73L57 72ZM42 70H43V68H42ZM50 71H48V69H47L48 73H50ZM59 71H60V69H58V74H59ZM63 71H62V73H63ZM84 71H86V72H84ZM158 71H160V72H158ZM81 72H84L86 76H91V77L90 78L86 77V76L82 75ZM65 73H63V74L67 75ZM179 73H181V74H179ZM63 74H62V77L64 79ZM81 75L84 76V78L86 77L87 79L85 78L82 80L80 78ZM198 75H200V74H198ZM26 76L28 78H26ZM73 76H70V77L74 78ZM184 76L186 77V79L189 80V82H188V80L185 79ZM67 78L65 77V79H67ZM55 80L58 82L57 79H55ZM55 80H54V82H55ZM68 80H70V79L68 78ZM51 81H52V79H51ZM17 82H19V83H17ZM60 82H61V80H60ZM28 85H27V87H29ZM55 85L57 86V84H55ZM52 86H54V85L52 84ZM60 87H58V88H60ZM63 87H66V86L64 85ZM67 87L69 88V86H67ZM184 87H187V90L189 92L186 91V89L184 90ZM245 88L247 90H245ZM65 89H67V88H65ZM75 90H72V91H74V93H75ZM67 91H69V90L67 89ZM72 91H70V93ZM199 91H201V93ZM63 92H65L64 89H63ZM187 92L192 95L191 96L189 94L190 99H191L189 101H188L189 96H188ZM184 93H186V94H184ZM196 93L197 94L199 93L200 96H199V94L197 95ZM182 94H184L183 96H185V95L188 96L186 98L187 100H185L186 102H184V100H183L185 97H180V95L182 96ZM207 94L208 93L206 92V96H207ZM229 94H231V95H229ZM248 94L251 96H248ZM233 95L235 96L234 98H233ZM8 96H9V94H8ZM9 97H4V94H3V96H0V109L4 110V111L0 110V124H2V126L0 127V164L1 163L2 164L0 166L1 167L4 166L8 169H11L12 171H16L17 169H20V171H22V176L21 175L17 176L16 174H13L12 172L11 173L8 172L7 177L8 176L11 177L12 180H11V178L8 177L10 179V183L6 184L5 181H9V180L6 177V174H4L3 171L0 170V218L5 219V220H0V243L2 244L4 242L5 244L4 243L3 244L8 249V250H4V251H7L6 254L4 252L5 255L0 256V264H44V263H42L44 259L41 258L42 261L39 262L38 257L43 256L44 255L43 252H46V251L49 252L50 254H52V256L54 253L56 254L57 251H60L61 253H63V255L60 258L63 261V258H64L63 256H65L67 258H71L70 256L73 253L74 254L77 253L75 251L80 247L81 244H83L85 242L86 238H90L88 236L92 234V232H91L92 230H95L97 234H101V238L100 239L98 238V239L102 240V241H100V243H102V245L104 243V245L109 244L108 246L111 245L113 247L112 253H110V251H111V246H110V247H108L110 249V251L109 252L107 251L108 253L104 252L102 259H100L101 261L99 263H96V264H122L123 262L121 261V259H123L125 256H126V258H124V260L127 259L126 264H128L130 262H131V264H141L143 259L146 257L150 248L152 247L154 242L157 240V238L159 237V235L162 231V225L160 223V220L158 218H156V216H152L150 213V210L145 215V218H140L141 220L137 219V217L139 216L138 213H140L139 210L141 207L140 206L138 208V211H139L138 213L136 212L135 208H134L135 210L133 209L135 204L137 205L140 203V202L136 203L137 200L139 201V196L137 195V198H136V196L135 197L133 196L134 197L133 201L135 202V204L134 203H133V205L129 204L128 207L129 206L130 207H129V209L126 210L127 211L126 215L124 214V216L127 220L122 221L120 218H118L119 214L117 216V213H116L118 210L115 208L116 209L115 210L116 211L115 212L116 218H118V222L121 221L123 223V224H121L119 222V225L121 224V226H119V225L118 226H119V228L120 227L121 228L120 229L115 228L117 226V224H115L116 226H113L114 224H112V223H111V225H109V220H110L109 215L114 214L111 211H109V209L113 210V208L108 209L106 206H102V208H99V207L94 208L95 207L94 205L101 204L102 202L105 201L104 195L98 191V190L101 191V189H102V188L99 189L102 185V182L96 181L97 176L95 174H93L92 171H91L92 173H90V170H92L93 168L92 169H91V167L89 168L90 164H87L88 163V162H86L87 159H85L88 156V151H87V156H84V155H86V153H84V155L82 154L84 156L85 161H80V159L83 158V156L80 154V152H84L88 149H86V147H87L86 145H85L86 147L83 146V148L85 147V150L81 149L82 145H81V143L79 144V142H80L79 137H77L78 138L77 139L75 136L76 132H77V134H76L77 136L80 135V134H78L79 132L77 131V127L75 128L76 132H73L74 129L71 125H66L65 122L63 123L64 124L63 125L61 122L63 121L62 118H64V117L61 113H60L61 115L60 114L59 115L62 117H59L55 113L53 114L52 112H50L49 110L45 109L44 111H42L43 109L42 108L39 109L37 106L36 107L33 106V107H35L33 109L32 105H29V103H27L28 104L27 105V104H25L26 102H24V101L12 100ZM204 97L200 98L202 103H201V101L199 103V104H201V106L203 104V107H201L202 109L205 108L204 104H206L205 103L206 99L210 98V97H207L206 99H204ZM243 97L239 99V102H240L239 107H241V108H242V106L247 105L246 102L244 101ZM247 97H246V99H247ZM252 98H253V100L255 98V102H254L255 106H254V104L251 103L253 101ZM203 99L205 100L204 102H203ZM217 99H218V97H217ZM218 100L220 101V99H218ZM181 101H182V103L184 102L185 105H187V103H189L190 105L189 106L187 105L185 107V105H181V103H180ZM192 101H194L192 103L193 105H191ZM233 105H235V104H233ZM199 110L200 109H198V113H200ZM245 110H248V111H246V113H248V112H250L249 110H251V108H249V109L245 108ZM255 110L257 111V109H255ZM191 111H193L194 113ZM230 112H231V110H230ZM191 113H193V114H191ZM242 113H243V116L246 117V119L247 118L250 119L251 116L253 115V114L251 115L249 113V116H246L247 114L245 115L244 112H242ZM125 114H127V117L125 116ZM189 114H190V116H189ZM239 114H240V111H239ZM193 115H194V118H193ZM203 115H204V113H203ZM230 115H231V113H230ZM11 116L16 118L17 120L12 119ZM64 116H66V115H64ZM178 118H180V117H178ZM237 118H238V113L236 116V122L234 121L235 123L238 122ZM162 119L164 121H162ZM165 119H168V120H165ZM193 119L195 121H193ZM252 119H253V117L249 121L252 122ZM160 120L162 123L159 122ZM230 120H232V119L230 118ZM242 120L245 122V118H243ZM64 121H65V118H64ZM157 122H159V123H157ZM234 122L232 121V124ZM244 122H243L244 125L247 124ZM70 123L72 124L71 121H70ZM156 123H157V125H156ZM163 123H167V124L164 126ZM199 123H201V122H199ZM110 124H111V126H110ZM249 124H250V126H249ZM234 125L235 126L237 125L238 131L241 130V127H240L241 123L239 125L238 124H234ZM238 126L240 127V129ZM108 127H110V128H108ZM207 128H209V127H207ZM234 131H235V129H234ZM165 132H166V134H165ZM104 134H105V130H104ZM107 134H108V132H107ZM150 135H152V136L150 137ZM192 135H191V139L193 137ZM200 136H202V135H200ZM240 137H238V139H240ZM200 138H202V137H200ZM72 139H74V143H72L73 142ZM76 139L79 140V142ZM248 139H249V143L247 142ZM261 140L263 141V143L261 142ZM75 141H77L78 143ZM188 141H190V143H191L192 140L189 139ZM195 141H196V139H195ZM197 141L199 142V137L197 138ZM193 142H194V140H193ZM138 143L141 144V150L139 152L137 150H135V145ZM201 143H202V147H201ZM193 144H195V143H193ZM188 146H190V145H188ZM191 146L189 148H195V147H193V146L191 147ZM240 146H241V148H240ZM62 147H67L69 150L70 149L73 150V148H75L76 153L78 150L80 152L78 151L79 154H76V153H72V152L66 153V151H65V154H67L68 156L66 157L67 160L65 159V156H64L65 161H63L62 155H64V154H62V153H64V149ZM258 149H259V152H261V154H263V155H261L257 152ZM198 150L200 153H197ZM188 151H190V149H188ZM190 153L189 152L187 153V151H186L185 155L188 156V158H193V156L189 155ZM197 155H194V158ZM220 156H222V157L220 158ZM198 157H197V159H198ZM78 158H79V160H78ZM141 158H142V156H141ZM256 158H257V160H256ZM243 161L241 162V164L244 163ZM217 162H216V164H217ZM45 163H50L49 164L50 166L44 165ZM201 166H202L201 164H200V166L198 164L194 165V166H190L189 171L186 174V175H188V177H186V178L185 177L182 178V176L176 175V171L174 169L171 170V168L168 171L165 170L166 172L163 171V173L160 175L158 174L159 176L157 174H153V175H155V178L157 179V181H156L157 184L154 183L155 185H153V183H152L151 187H150L151 189L150 188L149 189L152 191L151 193L153 194L154 199L156 198L155 197L156 195H157V197H159V195L163 196L164 195L163 193H165L164 190H166V188H167L166 194L169 195L170 194L169 192H171L172 195L170 194V196H171V198H174V200L171 202V205H169V204L165 205L164 202L163 203L157 202L158 201L157 199H156L157 201H155V202L161 204L159 206L164 208V210L172 212V211H175L176 209H179L182 205H184V203L192 197V195L195 193L196 190H200V188L201 189L210 188L211 186L216 185L215 180L212 177V175H209L210 177L208 176V174H211V173L206 174L204 172H207V171H203V170L200 171ZM218 168H219V170H217ZM214 169H215L214 173H218V171L219 172L223 171V170H220V169H222L220 167H216ZM214 169L212 171H214ZM38 172H42V173H39L40 175L39 174L35 175ZM209 172H211V171H209ZM149 177H150V175H149ZM155 178H154V176L152 177L153 180ZM139 179L137 181H139ZM153 180H152V182H153ZM158 180L159 181L161 180V182L166 183V187L165 186H164L165 188L163 187V185H165V184H163V185L161 184V186L159 187L160 184H158ZM145 181H149V178H148V180H146V179L143 180V182H145ZM149 183H150V181H149ZM153 186H155L156 188L154 187L152 189ZM256 186H258V187H256ZM256 186L253 187L251 189V191L249 189L247 190V192H246V190H245V192L238 190L235 192V194L233 193L229 196L228 195L222 196L215 203H218L219 205L221 204V206H222V204L223 205L226 204L225 208H226V206L228 207V208H226V211H232V212H235V211L240 212L241 208H242V210H244L245 208H243V207H246V206H247V208L251 207V211L253 210V208H254L253 211H255L256 208H259V210H261L262 208H264V178H263V180H260L258 182V185H256ZM157 187H159L160 189ZM161 187L164 190H162ZM183 187L185 189L187 188L185 193H183V191H185V190H183L184 189ZM257 188H259L260 193H259ZM154 189H155V192L153 191ZM140 190H141V188H140ZM161 190H162V192L164 191L163 193H161L163 195L157 194ZM256 190L261 196H257V193L255 194L253 192ZM156 191H157V193H156ZM249 191H250V193H249ZM44 196L47 198L44 199L45 198ZM159 198L162 201L163 198H161V197H159ZM135 199H136V201H135ZM164 199H165V197H164ZM140 201L141 202L143 201L141 199V197H140ZM165 203H166V201H165ZM143 205H144V201H143L142 206ZM249 205H251V206H249ZM68 206H73V207H71V209L74 208V210L71 211V213H72L71 217H72V215H74V218L77 217L76 219H78V222H75V224H74V221H73V223H71L72 222L71 218L68 217V215L70 214V211H67V209L70 210V208ZM125 206H127V205H123L122 209ZM46 207H49L50 209L49 210L47 209V212H48L47 214H44L46 212H44V213L41 212V213H43V215L45 217L41 216L43 218V220H41V221H40V219H42V218L40 217L39 222H41L42 224L41 225L38 224V225H40L42 227L38 226V228H37V226L33 224L34 222L32 220L34 219V217L37 218L38 215L39 216L41 215V214H39L40 209L45 210ZM54 207H58L57 209L55 208L57 212L51 211V208L53 209ZM59 207H60V209H59ZM66 207H68V208H66ZM114 207H115V205H114ZM131 207H132V210L135 211L137 214H135V212L132 213L131 212L132 210L130 211ZM145 207H147L146 204H145ZM145 207L141 208V214L144 213L142 211L143 209H145V210L148 209ZM213 207H215V206H213ZM215 208H217V207H215ZM215 208L213 210H215ZM221 208H223V206ZM221 208L219 209V211L222 210ZM44 210H41V211H44ZM128 210L130 211V213H128ZM222 211H225V210H222ZM67 212L69 214H67ZM110 212H111V214H110ZM121 214H122V212H121ZM46 215H49V217H46ZM50 215H51V217H50ZM136 215H137V217H136ZM66 216L68 218H70V224L63 222V219H64L63 217H66ZM110 217L112 218V215ZM113 217L115 218V215ZM113 219H111L110 222H112ZM122 219H123V217H122ZM142 219H144V220H142ZM36 220H38V219H36ZM125 221H127V222H125ZM39 222H37V223H39ZM37 223H35V224H37ZM68 223H69V221H68ZM43 225H44V227H43ZM34 226H36L37 229H39V228L40 229L44 228V229L40 232L38 231V233H42V235L41 234H37V235L35 234V236H33V238H31L30 236H32V235L29 236V234L31 232L30 228H32V227L34 228ZM111 227H112V229H111ZM113 228L115 230H117V232L114 230L115 235H117L116 233L121 232V235L123 234V237H125V235H127V234L129 235V233L132 234V232H134L132 235L133 240L135 238H138L137 235H138V233L139 234L141 233L142 229L144 230V233H147L146 235L143 234L144 237L141 236L142 234L140 235L143 238H147V240L142 239L143 241H145L144 245L140 248L141 252H138L140 254L135 253V254H137L135 256H134L133 252H136V250L139 251V249H132V248H134L133 247L134 244H135V248L137 245L139 247L141 246V245H139L140 243L136 242L137 245L135 243V241L136 240L138 241V239L134 240V243L132 242L133 240L129 241L130 238L128 239V241H129V242H127L128 244L131 245L130 242H132L133 246H131V248L127 247V246L130 247V245H128L127 243H126L127 246L124 244L127 241V239H123L124 241L122 240V238L119 239V241L122 240V242H124V243H121V241H120V243L122 245H125L129 249V252H131V254L133 253V257L131 256L133 262L131 261V258L128 260V258L130 257L129 255H131V254L129 252H128L129 255L127 253H125V252H127L128 249L126 250V247H123V248H125L126 251L123 250V248L121 247L122 245L119 243L117 238H115V240L118 242H113V244H112V240L116 236H114L112 239V237L109 235L111 233L109 229H111L112 234H113L114 233ZM140 228H141V230H140ZM34 231H35V229H34ZM36 232H37V230H36ZM108 235L110 237H108ZM119 235H117V236L122 237ZM203 235L204 234L199 235L200 238L199 237L196 238V235L192 236L190 239L187 238L188 240L187 241L185 240V242H186L185 245H187V247H188V246H190L189 244L193 243L194 247L191 246V248H193L191 251L195 250V252H197V255H198V253L200 255V256L198 255V257H200L201 259H204V260L209 259L208 260L209 262L212 260V258L210 256L215 255L213 253H210V249L212 247L218 246L219 250L218 251L215 250L216 256H214L216 259H219V261L217 260V262L221 261L219 264H224L223 263L224 260H226V261L229 260L228 261L229 264H234V262H232L233 259L232 260L229 259V256H228L229 249L226 245L227 238H225V237L223 238L222 236H216V235L215 236L208 235L206 237L204 236V239H205L204 240V239H201V238H203ZM52 236L54 238H57L58 241H56V243H54L55 239ZM145 236H147V237H145ZM209 236L211 238L207 239V237H209ZM40 237H42V239L45 238V241H47L46 237L48 240H49V237H52V239L54 241L51 240L53 242V243H51L49 240V243H51L50 245L47 244V242L43 243L44 241L43 242L42 241L37 242L36 240L39 239ZM106 238H108V239H106ZM126 238H128V236H126ZM94 239H97L95 235H93L92 239L90 238L88 240H92V243L94 242L96 245V241ZM26 241H27V244H29V246L35 245L36 242H37V244L42 242L43 243L42 245L41 244L36 245L35 248L40 247L39 249H42V251L41 250L40 251L43 253V255H39V254L34 253L35 252L34 250H36V249H34V246H33V251L31 252V249L29 251V253H31V254H29L28 251H25V248L22 244L26 243ZM139 241L141 243L143 242V241H141V238H139ZM88 242L89 241H87V243ZM247 242H249V241H247ZM92 243H90L91 247H93ZM116 243H117L116 246H118V243L121 246L118 248H115V246H113V245H115ZM7 244H9V245H7ZM27 244H25V245H27ZM185 245H183L182 247L184 248ZM246 245H248L249 247L252 246V254H253L251 256L249 255L247 258L249 260H251L252 263H254L256 254H259L256 257V259L259 258V260H260V256H262L263 254L260 255L261 253H259V251L256 250L255 245L252 244L251 242L246 243ZM8 246H10L11 249ZM5 247H3V249ZM199 247H200V249H198ZM239 247H241V246H239ZM39 249H37V250H39ZM102 249H103V247H102ZM114 249L116 250V252L114 251L115 254L113 252ZM186 249H188V248H186ZM132 250H135V251H132ZM40 251H39V253H40ZM187 251H190V250H187ZM243 251H245L248 254L250 252V251L242 250L241 253ZM19 252H22V254H21L22 256L16 257L15 254L17 253V255H18ZM239 252H240V250H239ZM123 253H125V254H123ZM45 254H47V253H45ZM50 254H48V255H50ZM0 255H1V253H0ZM37 255H38V257H37ZM58 255L60 256L61 254L58 253ZM58 255H55V256L59 257ZM138 255H141V257ZM19 256H20V254H19ZM46 258H48V257H46ZM53 258H54V256H53ZM53 258H50V259L48 258V260L52 261ZM134 258H136V260ZM48 260H46V261H48ZM57 260H58V258H57ZM51 261H48L47 263H49ZM62 261H60V262H62ZM128 261H130V262H128ZM166 261H167V263H171V262H169L171 260H166ZM226 261H225V264H226ZM36 262H38V263H36ZM57 262L58 261H56L55 263H57ZM125 262L126 261H124V264H125ZM206 262H207V260H206ZM209 262L207 264H211ZM188 264H191V263H188Z\"/></svg>", "mask_w": 264, "mask_h": 264}]
</instances>
